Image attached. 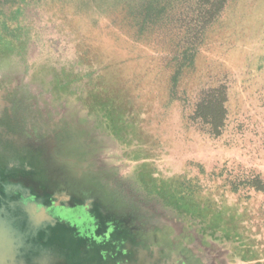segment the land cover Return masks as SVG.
I'll use <instances>...</instances> for the list:
<instances>
[{"label":"rangeland","instance_id":"obj_1","mask_svg":"<svg viewBox=\"0 0 264 264\" xmlns=\"http://www.w3.org/2000/svg\"><path fill=\"white\" fill-rule=\"evenodd\" d=\"M144 2L0 0V181L55 191L101 253L264 264V0L228 1L174 92L201 3L159 0L143 28ZM222 92L217 135L196 109Z\"/></svg>","mask_w":264,"mask_h":264},{"label":"flooded vegetation","instance_id":"obj_2","mask_svg":"<svg viewBox=\"0 0 264 264\" xmlns=\"http://www.w3.org/2000/svg\"><path fill=\"white\" fill-rule=\"evenodd\" d=\"M13 180L0 181V225L7 227L18 244L8 247L0 242V264H136L129 260L135 258L134 253L125 254L122 249L101 253L93 236L78 234L76 225L65 229L62 221L70 223L74 215L72 208L67 214L60 213L55 191L14 184Z\"/></svg>","mask_w":264,"mask_h":264},{"label":"trees","instance_id":"obj_3","mask_svg":"<svg viewBox=\"0 0 264 264\" xmlns=\"http://www.w3.org/2000/svg\"><path fill=\"white\" fill-rule=\"evenodd\" d=\"M228 1L229 0H200L202 7L201 26L197 27L195 24H192L187 27L185 34L181 38V43L183 45L180 46L178 54L174 57L176 67L171 76L173 92L175 91V87L177 86L184 69L186 67L194 66L197 46L202 41L201 36L206 31L208 25H211L213 20L220 16ZM141 8V26L144 28V23L149 18H153L155 17L154 15L164 11L166 6L162 5L159 0H145L141 5ZM145 10H147V12ZM143 12H145V15ZM223 93L224 92L221 93L222 96L220 97L198 104L196 109V114L202 116L203 120L212 126V132L217 135L222 133V128L225 126L227 117V108L225 105L227 99ZM249 184L258 190H264V181L260 179L249 180Z\"/></svg>","mask_w":264,"mask_h":264},{"label":"crops","instance_id":"obj_4","mask_svg":"<svg viewBox=\"0 0 264 264\" xmlns=\"http://www.w3.org/2000/svg\"><path fill=\"white\" fill-rule=\"evenodd\" d=\"M0 137H2L1 135H0ZM5 143L3 142V139L2 138H0V145H1V148H7L8 149V145H4ZM7 149H5V150H0V160H3V159H8L9 161H13L14 162V159L12 158V156L11 155H9L8 153V150ZM3 168V166L1 167V164H0V169H2ZM11 170H9L8 172H10ZM7 172V173H8ZM8 178H15V176H13V174L12 173H8V176H7Z\"/></svg>","mask_w":264,"mask_h":264},{"label":"water","instance_id":"obj_5","mask_svg":"<svg viewBox=\"0 0 264 264\" xmlns=\"http://www.w3.org/2000/svg\"><path fill=\"white\" fill-rule=\"evenodd\" d=\"M12 183H14V182H12ZM3 187V183H0V189Z\"/></svg>","mask_w":264,"mask_h":264},{"label":"bare ground","instance_id":"obj_6","mask_svg":"<svg viewBox=\"0 0 264 264\" xmlns=\"http://www.w3.org/2000/svg\"><path fill=\"white\" fill-rule=\"evenodd\" d=\"M3 177H4V176H3ZM3 177H2V178H3ZM0 179H1V178H0Z\"/></svg>","mask_w":264,"mask_h":264}]
</instances>
